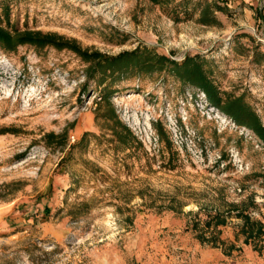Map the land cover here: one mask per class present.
I'll return each instance as SVG.
<instances>
[{
  "label": "rangeland",
  "instance_id": "374dc122",
  "mask_svg": "<svg viewBox=\"0 0 264 264\" xmlns=\"http://www.w3.org/2000/svg\"><path fill=\"white\" fill-rule=\"evenodd\" d=\"M184 1L0 0V26L107 57L194 59L264 126V0H187L176 20ZM90 65L0 46V264H264L240 216L264 225V143L185 67L134 66L99 86Z\"/></svg>",
  "mask_w": 264,
  "mask_h": 264
},
{
  "label": "trees",
  "instance_id": "16d2710c",
  "mask_svg": "<svg viewBox=\"0 0 264 264\" xmlns=\"http://www.w3.org/2000/svg\"><path fill=\"white\" fill-rule=\"evenodd\" d=\"M150 1L154 4H162L168 2L169 0ZM187 3L188 1L186 0L174 7V16L176 20H180L179 16L181 12H183L182 9H185V5H188ZM209 10L210 7H205L202 11ZM25 44H31L38 48H45L52 45L58 49L67 48L73 50L74 52L79 54L85 61L91 63L87 72V78L89 80L94 78V74L96 72H104L103 79H100L97 82L99 86L105 84L108 78H111V81L115 82L129 77L128 72L134 66L142 65V67H145L148 70H162L165 66L169 65L173 66L174 70L177 71H179L182 67H185L186 74L185 76L181 75V78L187 77L191 85L200 88L204 92L211 106L219 109L226 116L233 119L234 123L237 126L251 130L264 143V126L259 116L249 106L244 105L242 99L223 102L219 89L202 72L200 65L194 59H189L183 65H179L168 57L153 53L147 49H136L132 52H123L117 57H107L97 52L90 53L87 50H83L75 41L66 40L61 36L53 34H42L40 32L12 33L8 29L0 26V46L2 49L7 52H12L17 50L19 46ZM114 115L115 118H117L115 112ZM243 117H246L248 121L244 120ZM119 125L123 127V130L126 132V134L133 137L132 132L127 127H125L120 122ZM4 132L5 131H2V134ZM48 137L56 138L57 136L51 134L48 135ZM240 216L245 221L243 232L246 235L247 244L250 241L260 242L264 240V225L258 221H251L247 216ZM220 218L221 216L217 215L213 219ZM207 224V227L210 228L211 224Z\"/></svg>",
  "mask_w": 264,
  "mask_h": 264
}]
</instances>
